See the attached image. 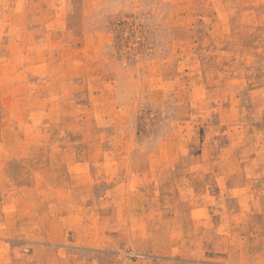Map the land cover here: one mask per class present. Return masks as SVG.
<instances>
[{
    "label": "rangeland",
    "instance_id": "rangeland-1",
    "mask_svg": "<svg viewBox=\"0 0 264 264\" xmlns=\"http://www.w3.org/2000/svg\"><path fill=\"white\" fill-rule=\"evenodd\" d=\"M0 264H264V0H0Z\"/></svg>",
    "mask_w": 264,
    "mask_h": 264
}]
</instances>
